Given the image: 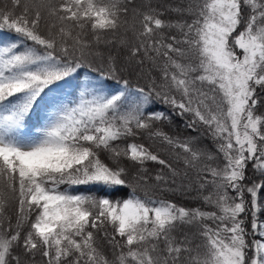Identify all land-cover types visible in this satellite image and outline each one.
I'll list each match as a JSON object with an SVG mask.
<instances>
[{"label": "snow or ice", "instance_id": "obj_1", "mask_svg": "<svg viewBox=\"0 0 264 264\" xmlns=\"http://www.w3.org/2000/svg\"><path fill=\"white\" fill-rule=\"evenodd\" d=\"M145 136L208 210L155 195L191 185ZM0 264H264V0H0Z\"/></svg>", "mask_w": 264, "mask_h": 264}, {"label": "trees", "instance_id": "obj_2", "mask_svg": "<svg viewBox=\"0 0 264 264\" xmlns=\"http://www.w3.org/2000/svg\"><path fill=\"white\" fill-rule=\"evenodd\" d=\"M141 0H136V3L139 4ZM154 3H161V4H168L175 2V0H153ZM7 38L6 34L5 37ZM115 51V50H113ZM96 65H94L95 67ZM87 78L91 82H98V74L95 72H91L89 69L85 68L81 70V77L80 79L83 80ZM139 83L140 85H147L148 81L147 79H140L136 80L133 79V83ZM71 91V89H68ZM157 108H159L162 111H165L169 114L171 117L170 120H165L161 124H159V127L162 128L163 131L167 132L170 136L178 137L180 140L192 138L195 141V146L205 150L209 151L211 153L216 152V144L213 141L212 137L208 135L207 130L204 128L203 125H197L194 129H189L187 127V123L192 119V117L189 114H185L184 116L177 115L171 108H169L167 105H164L163 103H158L156 105ZM29 125H32L30 123ZM28 125V126H29ZM137 142L139 143H145L146 145H151L153 151H159L162 158L168 160L174 168H176L180 175L175 177L176 180V187L183 189L191 185V191H179L177 194H173L171 191H157L155 195L160 196L164 199H169L172 201H175L177 204L184 205L187 207H201L205 210L207 209V206L203 204L202 200L196 198V172L192 169H185L183 166L182 161L178 162L177 158L174 154V151L172 149L167 148L166 146H162L158 141L154 142L152 140H149L146 136L137 138ZM121 146L123 147L126 142H120ZM178 151V150H176ZM101 158L105 160V162L110 163L108 159L107 153H101ZM131 168V166L129 165ZM146 167L149 169L151 173H155L161 169V166L152 162H149ZM134 171V170H133ZM164 174L166 176H170V173L167 169H164ZM187 171L188 175L184 176V172ZM251 175V173H249ZM67 189L72 194H92V195H103L104 193L98 192L96 188L94 187H85V186H68V185H62L61 190ZM130 192V189H119L112 193V198H122L125 197ZM139 194L143 196V191H140ZM15 207H13L10 210V214H14ZM185 231L189 232V235H192L193 230L185 229ZM194 243H199L200 238L199 236L192 237ZM108 251V254L111 255L110 251ZM40 260V257H37V261Z\"/></svg>", "mask_w": 264, "mask_h": 264}, {"label": "rangeland", "instance_id": "obj_3", "mask_svg": "<svg viewBox=\"0 0 264 264\" xmlns=\"http://www.w3.org/2000/svg\"><path fill=\"white\" fill-rule=\"evenodd\" d=\"M70 91V90H68ZM69 100L72 99L71 96L68 97ZM35 123V121L32 122V125H29L28 127H26L25 129L22 130V134H25L27 136H32V135H38V129L33 127V124Z\"/></svg>", "mask_w": 264, "mask_h": 264}]
</instances>
